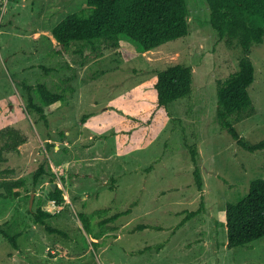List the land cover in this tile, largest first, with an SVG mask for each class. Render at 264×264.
<instances>
[{
    "label": "rangeland",
    "instance_id": "obj_1",
    "mask_svg": "<svg viewBox=\"0 0 264 264\" xmlns=\"http://www.w3.org/2000/svg\"><path fill=\"white\" fill-rule=\"evenodd\" d=\"M188 3L186 36L144 52L123 38L135 54L126 58L107 43L76 41L60 49L54 26L88 0H0V129L14 127L27 137L1 164L26 186L18 197L0 198V225L21 224L23 232L17 248L0 232V264H264V236L227 245V202L264 177V150L241 147L216 115L218 81L238 70L241 49L220 38L206 0ZM251 57L256 78L249 91L257 111L235 125L257 142L264 138V43L253 46ZM174 63L193 67V91L166 109L158 105L154 82L158 70ZM41 81L53 90L75 87L47 106L48 122L28 112L22 84ZM41 164L45 173L34 184ZM53 182L64 192L62 205L50 198ZM202 201L203 209L179 226ZM38 206L53 212L47 224L68 236L36 222L29 209ZM102 208L110 212L93 218ZM80 212L106 233L88 234Z\"/></svg>",
    "mask_w": 264,
    "mask_h": 264
},
{
    "label": "trees",
    "instance_id": "obj_2",
    "mask_svg": "<svg viewBox=\"0 0 264 264\" xmlns=\"http://www.w3.org/2000/svg\"><path fill=\"white\" fill-rule=\"evenodd\" d=\"M210 10V23L217 30L221 39L232 47L241 49L238 70L220 79L217 86V119L244 149L255 152L264 150V138L253 142L244 137L237 129L235 122L253 115L257 108L250 94L249 87L256 78V66L251 57L253 46L264 43V0H206ZM1 13V10H0ZM190 7L188 0H88V5L68 14L53 28V34L60 44V49H68L73 42L80 41L93 47L107 43L119 48L126 58L134 56V52L123 47V38L138 45V50L147 51L159 47L171 40L186 36L189 33ZM120 46V47H119ZM61 51V50H58ZM193 67L186 63H174L157 72L154 87L158 105L168 108L169 105L189 96L193 91ZM26 89L27 110L37 112L48 122L46 108L54 103L64 101L68 94L75 90L68 85L62 90H53L46 82H38L35 86L23 82ZM27 139L19 129L7 127L0 129V198H14L22 194L26 186L23 178H13L11 167H2L7 161V153L18 151L19 146ZM195 162V177L200 189L203 188V175L198 165V152L190 147ZM45 173L44 164L34 174V184ZM50 198L57 204L65 202L62 188H51ZM204 207L190 211L178 224L198 214ZM32 212L34 220L46 225L50 232L68 236L65 230L47 224V219L54 213L38 206ZM132 211L129 207L123 211L104 218L99 222L102 226L115 221L120 216ZM110 208L94 211L93 218L103 217ZM79 217L88 234L99 238L106 229H96V224L86 212ZM8 223V220L6 221ZM229 247L245 246L264 236V177L252 179L248 192L236 201L226 204V220ZM150 225L139 224L144 228ZM21 224L16 227L0 225V232L9 238L14 247L19 246L18 239L23 233ZM115 229L116 226H110ZM93 245L101 242L93 240ZM164 242L156 244L157 248ZM147 248L139 249L145 251Z\"/></svg>",
    "mask_w": 264,
    "mask_h": 264
},
{
    "label": "water",
    "instance_id": "obj_3",
    "mask_svg": "<svg viewBox=\"0 0 264 264\" xmlns=\"http://www.w3.org/2000/svg\"><path fill=\"white\" fill-rule=\"evenodd\" d=\"M57 184L55 182H53V188H56ZM32 201V199H31Z\"/></svg>",
    "mask_w": 264,
    "mask_h": 264
}]
</instances>
